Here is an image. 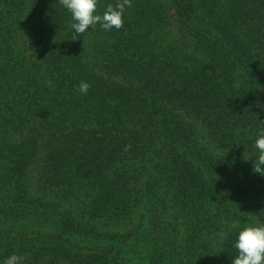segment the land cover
Wrapping results in <instances>:
<instances>
[{
    "label": "trees",
    "instance_id": "trees-1",
    "mask_svg": "<svg viewBox=\"0 0 264 264\" xmlns=\"http://www.w3.org/2000/svg\"><path fill=\"white\" fill-rule=\"evenodd\" d=\"M131 3L72 39L58 0H0V260L232 264L264 223V0Z\"/></svg>",
    "mask_w": 264,
    "mask_h": 264
},
{
    "label": "clouds",
    "instance_id": "clouds-1",
    "mask_svg": "<svg viewBox=\"0 0 264 264\" xmlns=\"http://www.w3.org/2000/svg\"><path fill=\"white\" fill-rule=\"evenodd\" d=\"M60 5L71 14V38L76 39L97 24L105 31L119 30L124 23L125 11L132 6L131 0H117L109 4L103 14L97 11L99 0H58ZM90 84L81 81L78 91L87 94ZM254 147L257 156L253 165L255 173L264 176V129L257 133ZM237 250L232 264H264V223L245 225L238 232L234 242ZM22 257L16 253L0 260V264H21Z\"/></svg>",
    "mask_w": 264,
    "mask_h": 264
},
{
    "label": "rangeland",
    "instance_id": "rangeland-1",
    "mask_svg": "<svg viewBox=\"0 0 264 264\" xmlns=\"http://www.w3.org/2000/svg\"><path fill=\"white\" fill-rule=\"evenodd\" d=\"M197 127L199 128V130L201 131L202 135L204 136L206 134V132H204V130L201 127V125L200 124H197Z\"/></svg>",
    "mask_w": 264,
    "mask_h": 264
}]
</instances>
